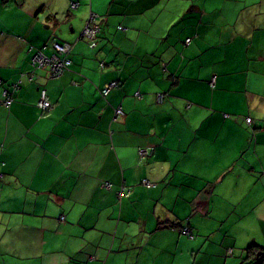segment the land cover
I'll use <instances>...</instances> for the list:
<instances>
[{"label": "crops", "instance_id": "crops-1", "mask_svg": "<svg viewBox=\"0 0 264 264\" xmlns=\"http://www.w3.org/2000/svg\"><path fill=\"white\" fill-rule=\"evenodd\" d=\"M0 174V264H258L264 0H0Z\"/></svg>", "mask_w": 264, "mask_h": 264}, {"label": "built area", "instance_id": "built-area-1", "mask_svg": "<svg viewBox=\"0 0 264 264\" xmlns=\"http://www.w3.org/2000/svg\"><path fill=\"white\" fill-rule=\"evenodd\" d=\"M80 5L78 1H72L71 2V8L75 9ZM101 27L98 20V15L95 13H91L84 28L81 33V39L85 38L89 41L90 47H96L97 46V38L100 34ZM191 42V39L188 38L186 40V44H189ZM32 49V48H31ZM52 50L53 52L51 54H46L43 49H37L35 50L31 63L34 68V70L28 75L29 80H33L35 78V71L37 69H46L48 71V74L51 78H59L61 77L65 72H67L70 69L71 65V58L70 54L72 52V45L69 43L54 41L52 43ZM22 80H19L17 83L13 84V92L18 90L21 86ZM119 86L118 82L112 81L110 82L102 91V95L106 96L108 93L117 88ZM13 92H10L8 89L3 90V98H2V104L6 107H10V105L14 101ZM139 94V93H137ZM166 96V93H159L157 94V99L159 102H162ZM37 107L39 108L41 115L45 116L47 115L54 107L52 101L50 100L49 94L47 89L42 88L40 89V95L39 99L37 101ZM116 116L123 115L122 108H117L115 110ZM247 123L252 122V118L248 117L246 119ZM150 152L146 149H141L139 151V155L141 158L146 157ZM1 175V174H0ZM143 184L146 186H151L152 183L144 179ZM106 188H111V183L106 182L104 185ZM124 192V189L121 190L120 195H122ZM182 233L189 236L190 238H193L194 235L192 231L186 227L181 229Z\"/></svg>", "mask_w": 264, "mask_h": 264}, {"label": "trees", "instance_id": "trees-1", "mask_svg": "<svg viewBox=\"0 0 264 264\" xmlns=\"http://www.w3.org/2000/svg\"><path fill=\"white\" fill-rule=\"evenodd\" d=\"M2 1L4 3H7L10 0H2ZM159 226L162 227V226H167V225H165V223H159ZM248 257H251L254 260H256L258 264H264V247H261L258 245H253V246L248 247Z\"/></svg>", "mask_w": 264, "mask_h": 264}]
</instances>
